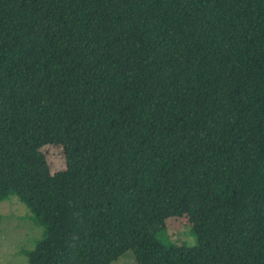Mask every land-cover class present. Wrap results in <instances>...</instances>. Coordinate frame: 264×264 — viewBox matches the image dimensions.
<instances>
[{
	"label": "trees",
	"instance_id": "obj_1",
	"mask_svg": "<svg viewBox=\"0 0 264 264\" xmlns=\"http://www.w3.org/2000/svg\"><path fill=\"white\" fill-rule=\"evenodd\" d=\"M10 197L28 264H264V0H0Z\"/></svg>",
	"mask_w": 264,
	"mask_h": 264
},
{
	"label": "rangeland",
	"instance_id": "obj_2",
	"mask_svg": "<svg viewBox=\"0 0 264 264\" xmlns=\"http://www.w3.org/2000/svg\"><path fill=\"white\" fill-rule=\"evenodd\" d=\"M50 173L65 168L63 151L60 146L45 145L41 148ZM172 230L171 239L178 245L194 246L195 236L192 226L184 217L174 218L167 222ZM43 230L36 226L29 212L17 198L10 197L0 202V264H28L25 252L34 248L40 240ZM112 264H136L130 252L125 253Z\"/></svg>",
	"mask_w": 264,
	"mask_h": 264
}]
</instances>
